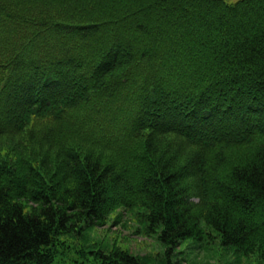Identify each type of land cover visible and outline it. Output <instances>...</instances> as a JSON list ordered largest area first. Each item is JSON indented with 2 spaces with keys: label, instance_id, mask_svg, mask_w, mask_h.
Returning <instances> with one entry per match:
<instances>
[{
  "label": "trees",
  "instance_id": "trees-1",
  "mask_svg": "<svg viewBox=\"0 0 264 264\" xmlns=\"http://www.w3.org/2000/svg\"><path fill=\"white\" fill-rule=\"evenodd\" d=\"M122 211L264 264V0H0V264Z\"/></svg>",
  "mask_w": 264,
  "mask_h": 264
},
{
  "label": "rangeland",
  "instance_id": "rangeland-1",
  "mask_svg": "<svg viewBox=\"0 0 264 264\" xmlns=\"http://www.w3.org/2000/svg\"><path fill=\"white\" fill-rule=\"evenodd\" d=\"M225 1L234 3L238 0ZM62 238L69 248L63 252L61 259L57 258L58 264H93L92 253L99 250L108 253L113 249L145 258L147 264L258 263L255 255L239 256L233 248L222 246L218 239H185L176 246L166 245L157 239L156 234L144 232V227L133 214H125L123 211L121 216L111 215L101 227L84 229Z\"/></svg>",
  "mask_w": 264,
  "mask_h": 264
}]
</instances>
